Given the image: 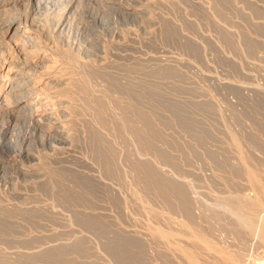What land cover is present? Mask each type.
I'll return each instance as SVG.
<instances>
[{"label": "rangeland", "instance_id": "374dc122", "mask_svg": "<svg viewBox=\"0 0 264 264\" xmlns=\"http://www.w3.org/2000/svg\"><path fill=\"white\" fill-rule=\"evenodd\" d=\"M145 3L151 17L124 51L87 59L43 39L66 140L22 121L4 140L0 115L13 161L0 175V249L14 257L0 264H22L20 252L27 264H190L174 241L226 264L192 231L264 264L234 215L242 200L254 208L248 173L264 185V0Z\"/></svg>", "mask_w": 264, "mask_h": 264}, {"label": "bare ground", "instance_id": "6f19581e", "mask_svg": "<svg viewBox=\"0 0 264 264\" xmlns=\"http://www.w3.org/2000/svg\"><path fill=\"white\" fill-rule=\"evenodd\" d=\"M145 2L148 0H0V115L10 118L8 128L1 132L3 139L8 138L10 126L18 121L27 126L33 124L35 130L42 132L54 129L52 133L57 138H66L61 126L62 103L51 92L63 82L47 73L55 68V61L52 49L43 39L54 40L61 49L87 59L124 51L121 45L126 35L141 28L143 21L151 17ZM39 13L44 14L48 26L45 30L35 28ZM92 31L98 34L91 35ZM6 148V145L0 147V151ZM2 153L0 175L3 177L13 161L1 156ZM248 179L256 187L254 208L242 200L241 211L234 215L244 232L264 244V220L257 219L253 212L264 211V185L254 173H248ZM157 233L167 238L160 230ZM189 241L226 264H257L231 254L201 233L192 231ZM174 251L190 264H200L191 249L178 241H174ZM0 255L14 259L6 250L2 253L0 249ZM19 257L22 264H27L28 253L20 252Z\"/></svg>", "mask_w": 264, "mask_h": 264}]
</instances>
